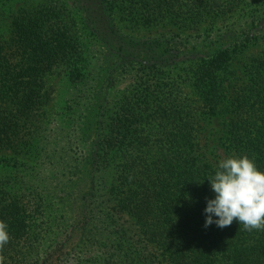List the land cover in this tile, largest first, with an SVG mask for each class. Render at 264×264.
<instances>
[{
  "label": "trees",
  "instance_id": "trees-1",
  "mask_svg": "<svg viewBox=\"0 0 264 264\" xmlns=\"http://www.w3.org/2000/svg\"><path fill=\"white\" fill-rule=\"evenodd\" d=\"M114 1L66 0L21 7L8 22L6 4L0 0V149L18 148L22 116L45 102L43 77L48 70L65 65L73 72L70 80L76 83L85 77L78 68H86L88 61L79 23L106 41L111 55L113 41L132 46L134 39L122 33L112 16ZM124 2V12L138 23H163L175 14L181 26L191 30L218 16L234 17V22L215 29L210 24L194 35L150 37L124 57L118 54L115 69L130 77L121 104L110 109L111 115L102 112L88 168L87 159L83 162L85 179L59 182L61 195L78 193V207L85 215L97 209V220H89L96 231L85 234L97 252L83 257L85 264H264V230L245 231L235 220L223 229L215 223L205 227L204 209L215 196L208 178L217 167L201 160L193 104L162 87L164 73L186 63L200 102L197 109L216 113L228 65L258 40L255 33L264 28V2ZM247 69L248 81L231 102L227 151L228 156L254 157L264 171V54L252 57ZM114 161L113 179L92 170L106 166L108 173ZM6 165L9 170L0 175V220L8 224L10 235L2 252L4 264H68L80 256L88 241L81 242L84 227L77 229L79 238L74 241L66 236L46 255H35L37 229L20 198L27 185L15 164ZM70 245L76 253L70 252Z\"/></svg>",
  "mask_w": 264,
  "mask_h": 264
},
{
  "label": "rangeland",
  "instance_id": "rangeland-1",
  "mask_svg": "<svg viewBox=\"0 0 264 264\" xmlns=\"http://www.w3.org/2000/svg\"><path fill=\"white\" fill-rule=\"evenodd\" d=\"M65 1L4 0L6 18L9 22L13 12L21 7L27 8L33 5ZM254 1L264 2V0ZM125 6L124 0H115L112 16L122 33L134 39L132 46L127 48L126 43L123 46L122 43L113 41L111 50L115 55H111L107 47L108 43L99 41L93 34H89V30L82 23H79L80 37L86 46L85 52L88 61L86 68H78L85 77L78 79L75 83L70 80V74L73 72L66 71L65 65H60V67L55 65L50 71L48 70L43 77L46 82L43 91H47L45 102L22 116L18 133V148L14 151L11 148L0 149V160H3L0 162V175L9 170L7 163L15 164L14 169L26 182L27 187L20 198L27 205L30 221L37 229L34 253L38 257L46 255L55 247L58 240L63 241L66 236L70 235L73 241L79 238L77 229L82 227H84V231L81 232V242L87 239L88 241L83 242V245L87 247L79 251L80 256L67 263L85 264L83 257L97 252V248L90 244L92 241L90 236L85 235L87 230L96 231L91 228L89 220H97V209L95 212L85 215L83 210L81 211L78 207L80 204L78 193L61 195L63 191L59 182L61 184L69 180L70 184H76L78 180L80 182V177L85 179V174L88 172L83 168V162L87 159L86 167L88 168V154L92 152L97 132L102 127L100 121L102 112L105 111L111 115L110 109L115 110V106L119 107L121 104L122 94L127 89L126 83L130 77L120 74L115 69V61L120 59L118 54L121 53L120 56L124 57L127 53H131L133 48L141 47L142 42L150 37L161 34L194 35L196 31L201 32L210 24L215 29L234 22V17L218 16L212 23L209 20H204L197 24V30H191L184 26L185 24L181 26V17L175 14L171 19L164 20L163 23H138L128 14L126 15ZM243 26L247 28L245 25ZM255 34L258 36V40L238 54L228 65L227 81L223 85L225 90L222 91V102L214 114L207 112V107L197 109V104L200 102H198V96L193 87L191 72L185 68L186 63H179L163 75L162 87L165 90L170 89L174 94H181L195 107V123L198 128V147L201 151V160L215 167H218L220 160L228 157V123L234 108L231 105L232 99L237 96L240 88L248 81L247 68L251 58L258 54H264V28ZM120 46H123L122 50ZM86 78L88 81L84 82L83 80ZM74 134H76V138L73 137ZM130 149L132 155H135L136 152H133V148ZM115 161H118V156L115 157ZM115 161L108 169V173H104L106 166L96 165V168L92 167V170L103 172V176L113 179ZM42 187H45V190ZM44 193L50 195L46 197ZM105 212L108 213V210ZM113 222V218H111L112 226H114ZM113 230L115 231V228ZM71 246H69L70 252L73 253L75 251ZM76 250L79 249L76 248ZM58 264H63V261Z\"/></svg>",
  "mask_w": 264,
  "mask_h": 264
},
{
  "label": "clouds",
  "instance_id": "clouds-1",
  "mask_svg": "<svg viewBox=\"0 0 264 264\" xmlns=\"http://www.w3.org/2000/svg\"><path fill=\"white\" fill-rule=\"evenodd\" d=\"M208 180L215 196L204 209L205 227L215 223L223 229L235 220L245 231L264 230V171L254 157L234 153L219 161ZM9 240L8 224L0 220V264H4L2 252Z\"/></svg>",
  "mask_w": 264,
  "mask_h": 264
}]
</instances>
